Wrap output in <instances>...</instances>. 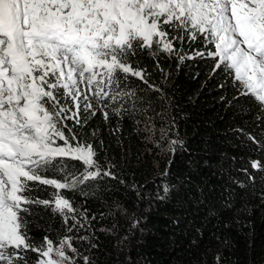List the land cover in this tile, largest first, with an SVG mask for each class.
<instances>
[{"label":"snow or ice","instance_id":"6c2138e0","mask_svg":"<svg viewBox=\"0 0 264 264\" xmlns=\"http://www.w3.org/2000/svg\"><path fill=\"white\" fill-rule=\"evenodd\" d=\"M184 41L202 42L205 50L185 54L175 47ZM144 53L157 61L165 54L181 63L215 60L212 75L222 68L238 90L228 103L251 97L241 108L254 104L264 124V0H0V264H29L28 252L37 254L35 264H95L73 246L79 239L95 248L87 235L66 234L58 243L46 235L35 243L30 206L50 208L67 233L89 222L87 209L63 193L117 176L115 165L99 164L93 144L81 142L80 129L97 113L106 122L131 114L124 101L144 91L131 78L164 95L133 63ZM178 143L170 141L173 152ZM68 161L82 162L83 170L69 171ZM251 167L264 171L260 161ZM35 185L51 186V199L33 198ZM169 192L165 185L162 198Z\"/></svg>","mask_w":264,"mask_h":264},{"label":"trees","instance_id":"16d2710c","mask_svg":"<svg viewBox=\"0 0 264 264\" xmlns=\"http://www.w3.org/2000/svg\"><path fill=\"white\" fill-rule=\"evenodd\" d=\"M175 47L188 55L205 50L202 42ZM137 60L150 74L149 84L164 95L131 78L134 88L144 90L138 100L124 101L131 114L111 115L106 122L97 113L80 129L81 142L94 145L104 169L115 165L117 179L90 181L63 193L74 207L87 209L89 222L73 233L50 208L30 206V237L40 244L46 235L54 243L66 234L87 235L95 248L79 239L73 246L91 254L95 264H264V171L251 167L253 161L264 165L259 109L253 104L242 110L251 97L228 103L238 90L222 68L212 75L211 58L181 63L175 56L157 61L144 53L133 63ZM172 140L180 141L174 152ZM67 163L69 171L83 170L82 162ZM48 176L63 180V174ZM165 185L170 192L162 198ZM34 189L31 195L41 200L51 199L54 191L44 185ZM27 256L35 264L37 254Z\"/></svg>","mask_w":264,"mask_h":264},{"label":"rangeland","instance_id":"374dc122","mask_svg":"<svg viewBox=\"0 0 264 264\" xmlns=\"http://www.w3.org/2000/svg\"><path fill=\"white\" fill-rule=\"evenodd\" d=\"M58 143H61L62 144L63 142L62 141H59Z\"/></svg>","mask_w":264,"mask_h":264}]
</instances>
